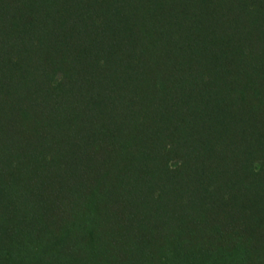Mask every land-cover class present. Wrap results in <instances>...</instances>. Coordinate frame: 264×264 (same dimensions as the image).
<instances>
[{
	"label": "trees",
	"instance_id": "1",
	"mask_svg": "<svg viewBox=\"0 0 264 264\" xmlns=\"http://www.w3.org/2000/svg\"><path fill=\"white\" fill-rule=\"evenodd\" d=\"M0 264H264V0H0Z\"/></svg>",
	"mask_w": 264,
	"mask_h": 264
}]
</instances>
